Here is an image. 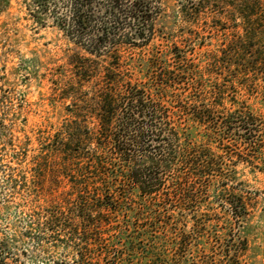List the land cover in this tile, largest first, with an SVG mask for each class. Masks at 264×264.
I'll use <instances>...</instances> for the list:
<instances>
[{
    "label": "trees",
    "instance_id": "1",
    "mask_svg": "<svg viewBox=\"0 0 264 264\" xmlns=\"http://www.w3.org/2000/svg\"><path fill=\"white\" fill-rule=\"evenodd\" d=\"M175 1L179 28L161 23L160 0H22L34 28L67 41L52 68L22 60L51 75L63 120L36 147L5 143L0 186L32 207L20 231H0V264H182L214 202L243 217L237 170L264 175V125L248 105L264 103V0ZM207 28L227 40L196 64Z\"/></svg>",
    "mask_w": 264,
    "mask_h": 264
},
{
    "label": "rangeland",
    "instance_id": "2",
    "mask_svg": "<svg viewBox=\"0 0 264 264\" xmlns=\"http://www.w3.org/2000/svg\"><path fill=\"white\" fill-rule=\"evenodd\" d=\"M160 1L169 16L161 23L177 22L179 28V20L172 14L176 1ZM175 32L174 35H160L171 39L182 34L180 30ZM202 33L206 37V47L202 51L197 50L190 58L201 65L205 60L203 53L218 49L227 40L225 34L216 29L207 28ZM66 49L67 41L54 29L34 28L27 19L22 0H11L9 10L0 15V161L3 164L10 161L11 150L5 144L7 140L12 138L16 146L19 140L24 141L28 136L31 139L30 147H36L37 138L53 134L63 120L62 104L49 99L48 79L51 75L42 66L36 67L35 75H28L22 60L39 58L52 68L53 64L49 63H62ZM132 54L137 57L141 53L134 51ZM262 88L264 90V82ZM248 105L261 116L259 121L264 125V103L258 99L250 100ZM261 136L264 137V133ZM260 170L258 164L253 168H238L237 176L244 181L246 192L245 200L240 205L245 209L241 214L243 217L238 219L233 215L231 207L225 202H214L209 210L210 216H206L209 223L207 232L198 242V248L190 251L182 264H192L194 261L201 264H235L234 260L239 264H264V175ZM3 189L0 186V231L11 236L15 229L20 231L25 226L23 218L32 204L28 193L12 194ZM206 210L203 208L202 211L206 213ZM19 244L21 249L33 250L30 243ZM108 252L113 253L114 250ZM88 264L102 263L90 261Z\"/></svg>",
    "mask_w": 264,
    "mask_h": 264
}]
</instances>
